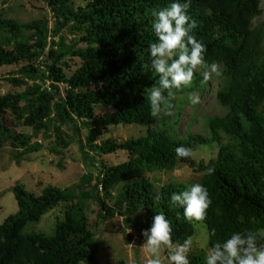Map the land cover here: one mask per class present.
I'll return each mask as SVG.
<instances>
[{"label": "trees", "instance_id": "16d2710c", "mask_svg": "<svg viewBox=\"0 0 264 264\" xmlns=\"http://www.w3.org/2000/svg\"><path fill=\"white\" fill-rule=\"evenodd\" d=\"M45 1L55 20L52 28L45 17L21 25L0 13V67L16 65L6 79L23 87L0 94V149L8 143L19 165L23 155L42 148L39 136L47 139L52 133L49 149L60 154L73 132L82 158L97 173L89 171L65 188L46 185L39 195L21 184L12 186L18 210L0 224V264H99L96 229L116 214L141 235L152 217L163 213L172 222L174 244L191 239L199 223L206 228L208 248L244 231L257 232L264 244V24H253L262 14L259 0H191L187 14L197 24L193 34L206 46L204 63L189 86L172 90L155 117L148 94L158 76L145 68L152 59L148 46L157 39L152 12L172 0H82L86 5L78 7L77 0ZM63 29L77 38L66 42ZM50 34L57 40L48 41ZM71 57L80 64L68 74L64 69ZM213 66H221L215 99L223 114L203 117V134L191 132L190 125L179 133L185 107L196 106L193 95L199 99L209 87ZM98 105L109 111L95 120ZM17 124L23 130L17 131ZM121 124L145 130L124 141L101 138ZM81 126L87 128L84 138ZM210 143L219 148L206 162L176 156L180 145L193 152ZM119 150L127 153L122 162L109 165L101 159ZM182 163L201 172L200 183L208 189L212 202L202 222H188L183 209L170 202L172 193L191 184L168 182L156 189L146 176ZM92 198L99 209L91 223L84 202ZM58 205L63 216L51 234L24 231ZM206 255L204 248L194 249L191 264H204Z\"/></svg>", "mask_w": 264, "mask_h": 264}, {"label": "rangeland", "instance_id": "374dc122", "mask_svg": "<svg viewBox=\"0 0 264 264\" xmlns=\"http://www.w3.org/2000/svg\"><path fill=\"white\" fill-rule=\"evenodd\" d=\"M259 6L262 9V14L253 19V24H264V0H259ZM85 1L77 0L74 3L75 7L85 6ZM0 13L6 18H12L18 21L21 25H28L30 22L38 21L46 18L48 27L52 28L55 24L52 11L45 0H0ZM62 35L66 42L77 38L76 35L70 34L66 29L62 30ZM1 34H4L1 32ZM57 36L50 34L48 41L57 40ZM83 46V44L78 45ZM41 58L40 60H43ZM45 60V59H44ZM38 62V61H37ZM36 63V62H35ZM80 64L77 57H71L68 68L64 70L71 74ZM17 69L16 65H5L0 67V94H5L10 91H21L23 87H15L7 77ZM209 78V87L205 88L200 93V98L197 99L195 94L193 100L196 101V106L193 108L198 112L195 115L193 108L187 105L182 113L179 123L178 132H184L185 128L190 125V130L193 133L203 134L205 125L203 117L211 115L223 114L224 109L216 102L215 90L218 82L222 81L221 66H215V70L207 73ZM198 92V91H197ZM109 111V108L104 105H98L95 108V120H98L103 114ZM9 120L12 118L7 116ZM17 131L23 130V126L16 125ZM145 128L138 125L111 126L109 132L102 135L101 138H112L117 141H124L131 137H137L144 132ZM87 133V128L81 126L80 137L84 138ZM50 137L42 139V148L38 152L25 154L22 156L21 163L16 164L14 155L17 152L12 149L8 143L0 149V224L11 214L17 212L18 207L14 197L12 186L21 184L29 192L39 195L46 185H53L59 188H65L72 184H76L79 178L86 173H97L96 169L90 165L89 161L82 158L81 151L77 138L73 132H69L71 140L67 148L61 150L60 154L50 151V146L54 142L52 133ZM219 145L210 143L207 145H198L192 152L194 161L206 162L209 158L214 157L218 152ZM127 157L126 151L119 150L113 154L104 155L101 157L107 164L115 165L122 162ZM152 180L156 189L168 182H178L187 185L200 183L201 172L195 171L188 163H182L171 171H155L146 174ZM116 188V191L120 188ZM114 193V194H115ZM84 208L89 220L95 221L99 203L94 199L85 200ZM63 207L58 205L44 213L39 221L28 223L24 229L25 232H42L51 234L54 228L55 221L62 219ZM95 230V228H94ZM126 234V235H125ZM193 242L192 251L196 248H204L208 252L207 231L203 224L196 225V233L191 238ZM144 238L133 228H126L124 220L116 214L111 219L99 223L96 229V245L94 255L99 261V264H146L147 254L143 247ZM170 249L162 250V264H168V255ZM79 264H85L80 262Z\"/></svg>", "mask_w": 264, "mask_h": 264}, {"label": "clouds", "instance_id": "9594fccd", "mask_svg": "<svg viewBox=\"0 0 264 264\" xmlns=\"http://www.w3.org/2000/svg\"><path fill=\"white\" fill-rule=\"evenodd\" d=\"M191 0H172L169 6L153 11L152 29L156 41L148 46L151 63L146 70L158 76L157 86L148 94L151 115L157 116L161 105L173 95V89L189 86L193 81L197 66L204 63L205 44L193 34L197 24L187 14ZM215 70V66H213ZM194 103L196 101H193ZM179 158L191 157L190 148L176 147ZM214 169L209 167L207 174ZM159 200V197H156ZM172 205L183 209V217L188 222H202L206 218L211 198L207 187L202 183H193L186 190L170 195ZM215 235V229L211 230ZM144 237L146 264H162V250L170 249L168 264H191L189 254L192 240L173 243V225L163 213L152 217L149 228L141 230ZM258 233L252 231L233 232L223 241L208 248L204 264H264V244L258 243Z\"/></svg>", "mask_w": 264, "mask_h": 264}]
</instances>
